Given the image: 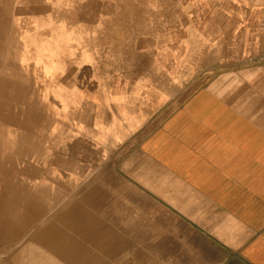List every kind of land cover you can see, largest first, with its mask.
Segmentation results:
<instances>
[{
  "label": "crops",
  "instance_id": "1",
  "mask_svg": "<svg viewBox=\"0 0 264 264\" xmlns=\"http://www.w3.org/2000/svg\"><path fill=\"white\" fill-rule=\"evenodd\" d=\"M256 13L252 47L264 54V9ZM257 72L197 91L162 121L166 105L155 90L134 96L140 106L83 109L88 102L74 100L69 113L60 111L65 121L49 142L55 217L25 234L38 230L42 263L264 264V74Z\"/></svg>",
  "mask_w": 264,
  "mask_h": 264
},
{
  "label": "rangeland",
  "instance_id": "2",
  "mask_svg": "<svg viewBox=\"0 0 264 264\" xmlns=\"http://www.w3.org/2000/svg\"><path fill=\"white\" fill-rule=\"evenodd\" d=\"M261 9L264 0H0V76L28 88L40 107L37 135L45 123L53 132L65 121L55 104L61 93L91 109L125 100L140 106L134 96L155 90L166 105L162 121L219 80L264 74V54L252 47Z\"/></svg>",
  "mask_w": 264,
  "mask_h": 264
},
{
  "label": "bare ground",
  "instance_id": "3",
  "mask_svg": "<svg viewBox=\"0 0 264 264\" xmlns=\"http://www.w3.org/2000/svg\"><path fill=\"white\" fill-rule=\"evenodd\" d=\"M96 1H98V0H96ZM33 6H35V5H33ZM107 14L110 15L109 12ZM5 24H4V27H5ZM0 25H2V24H0ZM106 25H108V24H106ZM214 25H216V24H214ZM219 25H220V22H219ZM6 26H7V24H6ZM103 26H105V25H103ZM211 27H213V26L211 25ZM210 30H211V28H210ZM12 32H10V30H9V33H11V35H12ZM107 36H109V34ZM0 39H1V37H0ZM106 46L107 45H105V49H106ZM204 48H206V47H204ZM7 49H8V47H7ZM105 52H106V50H105ZM203 54H204V51H203ZM5 56H6V54H5ZM101 56H103V55H101ZM116 56H117V54H116ZM118 57L120 58V56H118ZM3 58H5V57L3 56ZM119 58H118V60H119ZM0 60H3V59H0ZM120 62H122V61H120ZM99 63H100V61H99ZM105 64H107V63H105ZM115 64H117V63L115 62ZM98 67H99V65H98ZM72 68H73V66H72ZM102 68H103V66H102ZM29 69H31V68H29ZM14 70H13V72H14ZM49 70H50L49 68L46 69V71H49ZM119 70H120V68H119ZM1 72H2V70H0V73ZM30 74H31V72H30ZM95 76H96V74H95ZM31 77H32V75H31ZM12 82H10L8 79H5L4 76L3 77L0 76V259L1 258L5 259V261L1 264H43L42 263L43 260H42L41 255H43L44 253L41 254L39 249L35 246L39 243V240H41L40 239L41 236L39 235L38 230L36 229V230H33V232H30V233H32V235L29 239H27L28 237L27 238L25 237V234L28 232V230L31 228V226L38 225V223L43 222V221L52 220L55 217V214H54L55 209H53V205L55 204L58 195L54 194L53 186H54V181H55V179H54V176H55L54 167H55V163L57 162L56 161L57 159L55 158V156L53 154V146L50 147L49 144H47V142L49 143L50 141L53 140V136H54L53 133H54L55 129L53 130V132L50 129H49L50 131L49 130L47 131V129H46L47 125L45 123V125H43V127H42L44 134H42V135L36 134V132H35V130L37 131L36 128L39 127L41 125V122L44 120L40 114L41 109H40V107L33 106L32 102L29 101L28 88L23 90L19 84L14 83V82L12 83ZM39 89H41V88H39ZM38 98H39V96H38ZM71 98H69V96L67 94L63 95L61 93L60 95H58L57 100L55 101V104L58 105V103H59V106H58L59 112L60 111L65 112L66 111V113H69L71 111L72 106H74V101H72ZM52 103H50V104H52ZM45 104H47V103H45ZM50 124H52V123H50ZM45 143L47 145L46 148H45ZM39 145H40V148H39ZM51 145H53L52 142H51ZM35 146L37 148L36 149V152H37L36 155L38 156V160H34ZM49 149H51L52 151H50ZM38 151H39V153H38ZM69 180H70V178H69ZM64 196H66V195H64ZM62 201H64V200H62ZM56 205H57V203H56ZM44 214H46V215L44 216ZM56 218H55V220H56ZM42 231H43V229H42ZM41 234H42V232H41ZM48 234H50V232ZM77 236H79V235H77ZM66 237H68V234ZM81 237H83V236L81 235ZM94 239H96V238H94ZM76 240H77V238H76ZM40 245L43 247L42 244H40ZM108 245H110V244H108ZM87 247H89V246H87ZM79 253H81V252H79ZM77 257H78V255H77ZM51 259H53V258H51ZM84 260H85V258H84Z\"/></svg>",
  "mask_w": 264,
  "mask_h": 264
}]
</instances>
